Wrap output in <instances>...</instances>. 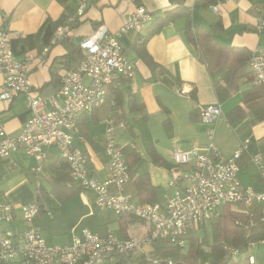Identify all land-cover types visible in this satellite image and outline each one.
<instances>
[{
	"label": "crops",
	"instance_id": "crops-1",
	"mask_svg": "<svg viewBox=\"0 0 264 264\" xmlns=\"http://www.w3.org/2000/svg\"><path fill=\"white\" fill-rule=\"evenodd\" d=\"M213 5L219 7V16L212 10ZM138 6H143L153 18L165 11H174L176 16L172 23L151 36L146 31L148 27L142 33H121L126 18ZM76 9L77 0H0V32L9 35V48L17 61L31 56L28 74L32 92L44 98L56 96L62 77L66 72L75 70L81 60L80 42L100 27L108 29L124 55L134 64V77L122 82L116 89H110L107 103L92 113L81 114L77 122L78 134L75 136L74 132V146L87 158L91 176L99 180L108 177L105 129L110 124L116 143L126 148L125 162L131 174L126 191L135 203L146 204L147 200L140 195L136 181L137 177L145 175L156 188L153 194L157 203L163 205L176 189L170 184L169 171L174 167L171 151L174 148L184 151L193 145L206 146L208 127L201 123L199 110L204 106L219 105L222 115L214 124L217 149L223 160H227L241 144L248 141L242 155L246 157V162L240 166V182L243 187H252L255 192L264 191V184L249 162L251 156L259 154L264 165V155L260 152V142L264 141V120L255 122L243 103V92L253 84H244L242 80L238 90L220 99L217 90L223 85L224 73L211 74L207 66L200 62L197 48L184 37V29L188 26L193 33L196 30L208 33L211 40L222 47L245 49L250 55L256 50L264 51V36L256 32L258 20L264 15V0L223 3L217 0H93L70 33L52 45L56 28L64 25ZM140 38L145 41L144 50L158 66L154 71L136 51L137 45L141 44ZM45 48L48 52L41 57ZM1 82L2 75L0 85ZM82 82L88 83L86 79ZM129 98H133L137 106L134 110L128 105ZM116 99H119L118 108H115ZM56 102L61 105L62 97L57 96ZM238 106L244 114L231 125L228 115ZM145 115L147 132L165 166L155 164L146 151L139 128V121ZM30 118L25 95H19L10 102L0 101V129L8 135L18 134ZM250 165L253 166L251 169ZM67 170L54 148L47 149L42 164L22 151L1 158L0 202L13 207V217L11 221H6L0 216V235L7 232L17 234L24 230L20 207L38 202L40 194L42 197L45 194L46 198H42L41 202L52 216L49 218L41 214L35 219V227L38 231L45 228L48 236L54 231L51 227L56 228L58 224L60 228L64 224L76 231L71 235L87 229L97 236L101 227L116 224L120 227L118 238L127 237L128 230L138 236L147 228L141 221L128 217L123 218L126 224L120 226V218L112 211L97 207L96 193L92 190L78 189L74 193L73 189L78 185L72 180L64 181L69 178ZM55 180L58 182L53 185ZM185 184L183 180L178 183L179 186ZM52 194H56L55 200H69L60 206L45 203L54 200ZM70 195L73 196L69 198ZM230 210L238 213L232 207ZM50 222L53 225L48 227ZM71 235L66 244L52 245L41 234L48 245L61 247L71 244Z\"/></svg>",
	"mask_w": 264,
	"mask_h": 264
},
{
	"label": "built area",
	"instance_id": "built-area-1",
	"mask_svg": "<svg viewBox=\"0 0 264 264\" xmlns=\"http://www.w3.org/2000/svg\"><path fill=\"white\" fill-rule=\"evenodd\" d=\"M91 1L77 0L75 14L56 28L52 45L70 33L72 27L84 17ZM212 10L220 15L217 5H213ZM153 20L151 13L138 6L126 18L120 31L142 33ZM263 28L264 15L258 20L256 32L260 33ZM9 41V35L0 32V101L10 102L19 95H25L31 118L16 135H8L0 129V159L22 151L42 164L47 149L54 148L66 164L70 179L81 190L96 193L98 208L112 211L117 218L137 219L147 228L138 236L128 230L124 238L112 233L100 238L83 229L79 234L72 235L69 246H51L35 227V219L41 214L51 218L52 214L32 202L20 207L25 229L17 234L7 232L0 235V264H181L157 255L155 245L162 243L164 247L184 252L188 249V240L194 239L197 231L217 221L226 206L249 217L244 225L246 237H250V230L257 221L264 223V191L255 192L252 187H243L239 178V161L248 141L241 144L227 160H223L215 145L214 124L222 115L219 105L204 106L199 110L201 123L208 127L206 146L193 145L188 150L174 148L171 151L174 167L169 171L170 184L176 187L173 194L163 205L135 203L132 195L126 191L129 172L110 124L107 123L105 129V154L109 158L106 180L89 174L86 157L74 146V132L80 115L103 107L107 103L109 90L116 89L135 75L134 64L124 55L116 38L106 27H100L84 38L79 44L81 60L77 68L66 72L56 96L48 98L32 92L28 74L32 58L27 55L24 61H17L10 51ZM47 52L48 48H45L41 57ZM248 65L254 82L263 85L264 51L252 52ZM83 79L88 83L84 84ZM57 96L63 99L61 105L56 102ZM111 104L114 105V101ZM249 162L264 184L261 156L253 155ZM182 180L186 184L179 186ZM254 206L259 208L257 221L250 210ZM12 213L11 205L0 202L2 219L11 221ZM236 224L241 226V223ZM260 246H264V238L249 240L242 246L223 244L219 264L238 260L257 264L255 252ZM213 248L214 245H200L202 254L212 259Z\"/></svg>",
	"mask_w": 264,
	"mask_h": 264
},
{
	"label": "trees",
	"instance_id": "trees-1",
	"mask_svg": "<svg viewBox=\"0 0 264 264\" xmlns=\"http://www.w3.org/2000/svg\"><path fill=\"white\" fill-rule=\"evenodd\" d=\"M175 16L176 13L174 11H165L163 14L155 16L152 24L146 30L148 31V36L159 33L164 26L173 22ZM259 34L264 36V28ZM184 37L187 40V42H189L190 44H192L197 48V53L200 62L207 66L211 74L215 72L224 73L222 86L225 85V87L220 86L217 90V96L220 99L228 96L230 92L238 90L239 82H241L242 80H244V84H248V83L253 84V86L250 89H247L243 92V103L245 109H247L249 113L253 115L255 122L263 121L264 120V84L257 85L254 82V77L250 72L248 65L250 58L249 52L245 49H234L230 47L219 46L211 40L208 33L202 30H196L193 33L188 26H186L184 29ZM140 39L142 41L141 44L137 45L136 51L138 52L142 60L145 62V64L152 71H154L158 66L152 61V59L144 50L143 46L145 41L143 40V38ZM60 86H61V80H60ZM115 92L117 93L116 96L118 98V90H116ZM128 105L131 110H134L137 107L134 103L133 98H129ZM118 106H119V99H116L115 108H118ZM138 110H140V106H138ZM243 114L244 111L240 106L233 109L231 113H229L228 115L229 124L231 125L235 124L234 122L241 119ZM78 123L75 129V136L78 134ZM146 124H147V117L145 115L139 121V128H140L141 136L144 140L146 151L148 155L151 156L155 164L165 166L166 164L162 162L161 158L159 157V154L155 150L153 142L147 132ZM130 148H132V145L130 146ZM121 151L125 156L126 148L121 147ZM260 152L261 154L264 155V141L260 142ZM241 158L242 159H240L239 161L240 166H242V163L246 162L245 156ZM128 172L130 177L131 174L129 168H128ZM69 178H65L64 181L70 182L69 180L71 179ZM136 181L140 195L142 197H145L147 200L146 204L153 205L157 203V200L153 194L156 193V188L149 183L148 178L145 175H142L137 177ZM57 182L58 180H55L53 185H56ZM78 189L81 190L79 186L73 189L74 193H76ZM55 191H56V187L53 189V192ZM52 195H54L53 196L54 200L45 201V203L49 202L60 206L69 200V199L55 200L56 194H52ZM72 196L73 195H70L69 198H71ZM42 198L45 200L46 198L45 194L43 195V197L40 194V196L37 199L38 202L36 203L39 205L40 208L44 209L43 203L41 202ZM250 210L253 211V214L255 215L254 218L257 221L259 208L257 206H254L250 208ZM12 217H13V213H12ZM248 220H249L248 216L231 211L230 206H226L223 208L222 213L218 218V220L213 222L211 225L212 239L214 245L213 253H212L213 264L220 263V260L222 259L220 247L223 244H228L231 246H241L249 240L264 238V223H260L258 221L255 223V226L251 228L250 237L249 236L246 237V234L244 232V225L248 223ZM119 221H121L120 226L126 224V220L123 219V217L120 218ZM236 222L241 223V226L236 224ZM188 241H189L188 249L185 253L180 252L178 250L170 249L166 246L164 247V244L162 243H158L155 245V252L159 256L169 257L176 262H180L181 264H201L202 257H205L204 254H202V251L200 250V245L203 242L193 238H190ZM223 264H249V263L246 260H238L236 262L226 261Z\"/></svg>",
	"mask_w": 264,
	"mask_h": 264
},
{
	"label": "rangeland",
	"instance_id": "rangeland-1",
	"mask_svg": "<svg viewBox=\"0 0 264 264\" xmlns=\"http://www.w3.org/2000/svg\"><path fill=\"white\" fill-rule=\"evenodd\" d=\"M106 157H107V155H106ZM107 159L109 161L108 157H107ZM250 166H251L250 167V169H251L253 166L252 165H250ZM54 221H52V222H54ZM52 222L48 223L47 226L50 227L51 225H53ZM211 225L212 224L208 225L207 226L208 228H206V229L204 228L200 231H197L194 239H196L198 241H202L203 242L202 244H206L208 246H213V239H212V232H211L212 226ZM43 229H44V232L42 231ZM43 229L39 230L40 233L45 238L47 243L52 244V245H64V244H66V242L70 238V235L73 232H76L72 229H69L64 224H63L62 228H60L59 224L56 228L51 227V229L54 231H52L53 233H50L49 236H48L49 233H47L46 229L45 228H43ZM80 229H83V228H80ZM119 229H120V227H118L116 224H111L109 227L104 226V227H101L100 230L98 231V236H100L101 238H105L110 231V233L114 234L116 237L117 236L119 237L120 236ZM186 251L187 250H185L183 253H185ZM255 254L258 256L257 264H264V246H260L257 249V251L255 252ZM201 262L203 264H213V259L211 257H208V256L202 257Z\"/></svg>",
	"mask_w": 264,
	"mask_h": 264
},
{
	"label": "water",
	"instance_id": "water-1",
	"mask_svg": "<svg viewBox=\"0 0 264 264\" xmlns=\"http://www.w3.org/2000/svg\"><path fill=\"white\" fill-rule=\"evenodd\" d=\"M186 150H188V149H186Z\"/></svg>",
	"mask_w": 264,
	"mask_h": 264
}]
</instances>
